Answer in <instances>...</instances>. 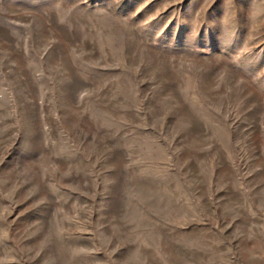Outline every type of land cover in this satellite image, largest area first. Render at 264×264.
<instances>
[{
    "label": "rangeland",
    "instance_id": "1",
    "mask_svg": "<svg viewBox=\"0 0 264 264\" xmlns=\"http://www.w3.org/2000/svg\"><path fill=\"white\" fill-rule=\"evenodd\" d=\"M0 264H264V0H0Z\"/></svg>",
    "mask_w": 264,
    "mask_h": 264
}]
</instances>
